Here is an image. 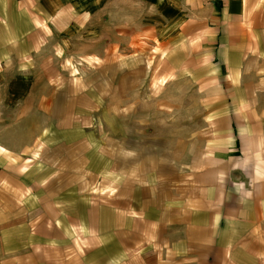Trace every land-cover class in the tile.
I'll list each match as a JSON object with an SVG mask.
<instances>
[{
  "label": "crops",
  "instance_id": "1",
  "mask_svg": "<svg viewBox=\"0 0 264 264\" xmlns=\"http://www.w3.org/2000/svg\"><path fill=\"white\" fill-rule=\"evenodd\" d=\"M218 2L0 0V264H24L6 192L27 155L36 184L61 157L62 232L95 242L79 264H264V0ZM87 172L109 206L69 194Z\"/></svg>",
  "mask_w": 264,
  "mask_h": 264
},
{
  "label": "rangeland",
  "instance_id": "2",
  "mask_svg": "<svg viewBox=\"0 0 264 264\" xmlns=\"http://www.w3.org/2000/svg\"><path fill=\"white\" fill-rule=\"evenodd\" d=\"M215 4H218V0H214ZM184 33H182V36ZM187 41L192 42V45L187 46V48L192 47L190 52L193 53V38L189 35L186 36ZM186 51L183 52H187ZM169 76L160 79V83L169 82ZM193 109V108H192ZM21 163V176L16 178L14 181V186L7 189L6 195L11 196L9 199H13L16 207L20 210V217L18 218L19 225L27 224L29 231L22 235L26 240L21 242L18 257H21L20 262L24 264H60V256L51 255L46 252L49 245L61 244L62 238L66 240V252L69 257L70 264L82 263L84 255L90 249H94V237L93 236H82V232L78 224L71 221L68 228L70 231L69 235L67 232L63 234V226L61 223V202L59 201L58 195L61 196V189L57 187H47V180L56 179L61 175L62 160L61 157H54L53 160L45 161L38 159V179L43 180V182H38L37 184L30 176V166L33 163V156L27 155L23 157ZM36 158V157H35ZM40 159V160H39ZM102 166H105L106 159L110 161L109 156H102ZM108 175H96L91 176L89 172L86 173L85 177V187L82 189H76L74 186L70 187L69 194L76 195L82 192L86 196L87 205L94 203L101 204L102 206H109L107 200L109 199L111 193H115L116 189L110 187ZM77 181V175L71 171L70 173V183L74 184ZM7 185V184H6ZM8 187V185H7ZM59 219V220H58ZM45 225L48 227V231L51 229L53 234H49L47 231L45 237L36 235V227ZM67 231V230H66ZM50 232V233H51ZM43 239L41 243L35 245L33 240ZM103 245H106L108 249V237H102ZM106 253V252H105ZM59 260H58V258ZM53 259V260H52ZM66 259V260H67ZM103 261L108 259V252L102 255ZM57 260V261H56Z\"/></svg>",
  "mask_w": 264,
  "mask_h": 264
}]
</instances>
